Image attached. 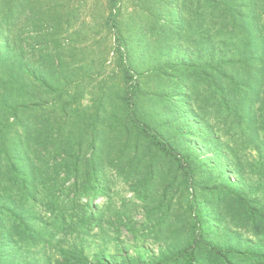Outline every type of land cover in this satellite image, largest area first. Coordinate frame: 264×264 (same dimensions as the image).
I'll return each mask as SVG.
<instances>
[{
	"label": "trees",
	"instance_id": "1",
	"mask_svg": "<svg viewBox=\"0 0 264 264\" xmlns=\"http://www.w3.org/2000/svg\"><path fill=\"white\" fill-rule=\"evenodd\" d=\"M31 1L0 0V264H35L23 248L61 232L82 237L60 248L58 264H264V0H170L149 28L133 24L135 43L122 0H108L124 83L114 126L102 106L112 93L90 112L59 71V1L36 0L40 12ZM28 5L43 43L39 54L30 44L31 57L41 62L27 63L17 39ZM146 57L158 61L150 70L163 95L148 112L134 64ZM111 172L142 204L143 236L158 252L102 250L95 263L85 252V236L102 224L96 200L111 205ZM113 215L115 230L136 240L143 226Z\"/></svg>",
	"mask_w": 264,
	"mask_h": 264
},
{
	"label": "rangeland",
	"instance_id": "2",
	"mask_svg": "<svg viewBox=\"0 0 264 264\" xmlns=\"http://www.w3.org/2000/svg\"><path fill=\"white\" fill-rule=\"evenodd\" d=\"M57 1H59L57 7L65 14L61 22L63 33L57 36V42L61 44V50L59 51L66 64L59 71L63 72L64 70V72L69 74L68 87L72 91L80 92L83 95L81 106L90 112H94L99 107V104L102 103L101 96L103 92L105 90L110 91L112 93L111 100L105 104L103 103L102 106L108 105L109 113L107 119L114 126L122 116L117 104L119 96L123 92L124 83L118 55L114 48L115 37L106 25V16L109 11L108 0ZM31 2L35 8L30 5L26 8L18 28L23 33L20 36L18 35L17 38L23 47L27 63L29 60L37 62L43 60L31 57L30 44L38 43V54L40 46L43 44L40 39L38 41L35 39L36 30L32 26V20L36 16H32L31 11L40 12L39 5L37 4L39 2H36V0H32ZM169 2L170 0H122V14L120 18L124 33L128 36L130 35L135 43L136 37L131 35L133 24L138 22L141 26L145 25L146 28H149L152 20L156 18L155 13L158 7L168 5ZM32 7L35 11L31 10ZM42 9L44 8L41 7ZM39 16L40 14L37 15V18L40 19ZM34 25L40 28L44 24L39 20ZM62 47L65 48L62 49ZM134 64L136 66L135 70L139 75L140 91L143 95L142 108L146 112L153 109L158 110L161 107L159 104L160 98L163 95H161V89L157 84V77L154 74L155 70L152 71L158 65V61L146 57L143 60L137 59ZM56 65H58V61H56ZM78 83L80 85L77 87ZM109 128L104 126L103 130H108V135L112 136ZM113 131L115 134L116 130ZM224 138L228 139L229 136H225ZM118 141L121 140L114 139L115 143L113 146L115 149L119 147L115 145ZM84 148H87V144ZM243 154L249 158L250 152L246 154L243 152ZM110 185L112 195L111 205H107L106 198L99 197L96 200L98 212L103 215L102 224L85 236V243L87 244L85 252L89 255L92 262L95 263L94 254L102 250L115 253L117 252L116 249L126 248L129 253L135 254L137 247L141 246L140 248L144 247L146 254L158 252L159 245L150 238H144L143 236L144 234H149L150 225L142 222L144 216L143 207L134 197L130 186L121 177L112 172L110 175ZM156 189L155 194L159 198L162 186L157 184ZM114 209L122 210V214L125 216L123 217L124 219L128 218L132 223L135 222L138 226H143L136 240L124 229L123 225H119V229L115 230V227L110 224V222H115L116 220V216L113 215ZM38 210L43 217L48 216L43 204H38L36 211ZM244 235L247 236L246 233ZM81 237H77L76 234L57 233L51 243L40 244L31 249L23 248L24 251L20 254V257L28 263L58 264L57 260L60 258V248L66 247L76 240L78 241L77 238Z\"/></svg>",
	"mask_w": 264,
	"mask_h": 264
}]
</instances>
